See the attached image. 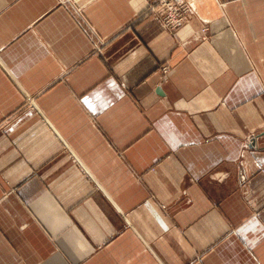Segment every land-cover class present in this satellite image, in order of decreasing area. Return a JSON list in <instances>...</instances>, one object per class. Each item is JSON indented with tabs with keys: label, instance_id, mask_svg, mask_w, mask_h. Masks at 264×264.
<instances>
[{
	"label": "crops",
	"instance_id": "obj_1",
	"mask_svg": "<svg viewBox=\"0 0 264 264\" xmlns=\"http://www.w3.org/2000/svg\"><path fill=\"white\" fill-rule=\"evenodd\" d=\"M187 1L0 0V264H264V0Z\"/></svg>",
	"mask_w": 264,
	"mask_h": 264
},
{
	"label": "built area",
	"instance_id": "obj_2",
	"mask_svg": "<svg viewBox=\"0 0 264 264\" xmlns=\"http://www.w3.org/2000/svg\"><path fill=\"white\" fill-rule=\"evenodd\" d=\"M146 7L143 14L159 21L165 28L176 31L189 21L192 7L187 0H145ZM203 32L206 27L201 28ZM163 73L169 71L167 64L162 65Z\"/></svg>",
	"mask_w": 264,
	"mask_h": 264
},
{
	"label": "clouds",
	"instance_id": "obj_3",
	"mask_svg": "<svg viewBox=\"0 0 264 264\" xmlns=\"http://www.w3.org/2000/svg\"><path fill=\"white\" fill-rule=\"evenodd\" d=\"M184 32H186L187 35H192V34H193V30H192L191 26H188V27L184 30ZM178 36L180 37L181 40H185V39H186V36L183 35V34L178 33Z\"/></svg>",
	"mask_w": 264,
	"mask_h": 264
}]
</instances>
